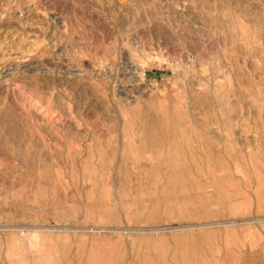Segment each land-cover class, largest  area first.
<instances>
[{
	"label": "rangeland",
	"instance_id": "374dc122",
	"mask_svg": "<svg viewBox=\"0 0 264 264\" xmlns=\"http://www.w3.org/2000/svg\"><path fill=\"white\" fill-rule=\"evenodd\" d=\"M0 264H264V0H0Z\"/></svg>",
	"mask_w": 264,
	"mask_h": 264
}]
</instances>
